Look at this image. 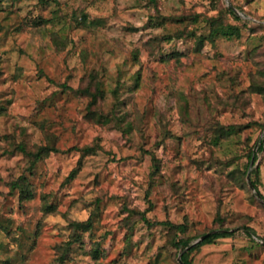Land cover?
Masks as SVG:
<instances>
[{"label": "rangeland", "instance_id": "374dc122", "mask_svg": "<svg viewBox=\"0 0 264 264\" xmlns=\"http://www.w3.org/2000/svg\"><path fill=\"white\" fill-rule=\"evenodd\" d=\"M229 2L0 0V264H264V0Z\"/></svg>", "mask_w": 264, "mask_h": 264}, {"label": "trees", "instance_id": "16d2710c", "mask_svg": "<svg viewBox=\"0 0 264 264\" xmlns=\"http://www.w3.org/2000/svg\"><path fill=\"white\" fill-rule=\"evenodd\" d=\"M227 12L230 13L233 18L235 19H239V16L232 10L231 6L227 7ZM213 19V18H212ZM223 22L219 21L217 22L216 26H213L212 28V32L215 35L217 32H219L222 35H232L233 31H234V26L232 24H229L227 26L226 29H223L221 27V24ZM1 72V71H0ZM78 91L81 94L87 95L91 97L90 103L94 104L96 103V101L98 100V97H102L103 96V90L98 86V83L95 84V90L92 91L90 86H85L83 88H79ZM95 111V110H94ZM98 114V118L99 119H108L109 116L108 115H104L102 113H97ZM264 126V123H263ZM55 148L54 147H50V146H40L38 149H36V151L34 152H26L27 154H29L30 156H32L31 158V165H34L39 159H41L43 156L47 155L50 151H53ZM79 150L81 151L82 155H86V154H90L92 153L94 150L92 148V146H84L79 148ZM264 150V136L260 139L258 146H257V151L253 150L252 148L248 151L247 153V157L248 160L250 161V159H252L253 163L255 162L256 158H257V153H259L260 151ZM153 160H155V158L153 157ZM253 185L255 186L256 189H258L257 184L255 181H252ZM12 187H19L20 191H25V188L23 186V183H20L19 181H14ZM259 194L261 195V197L264 199V196L259 192ZM141 219L143 221H145L146 223H151L150 220L147 218V216L145 214H141ZM170 226V228H174V237L172 238V245H174L176 248L183 250V248H185V246H187L190 242V238L189 237H180L178 236L179 232H183L185 231L186 227L184 226V224H173L172 222L168 221L167 222ZM72 226L75 229V236L73 238V242L77 241L80 239V235L82 232L88 230V228L91 226V220H87V221H83V222H73ZM245 231L249 234V235H254V230L249 227V226H244ZM79 230V231H78ZM205 234V233H203ZM232 234L231 232L228 231H222V232H215V233H211L209 235H207L205 238H203L201 241H199L197 244H195L192 248H189L190 250L194 249L195 247H199L200 245L204 244V243H209L212 242L214 239L218 238V237H222V236H228ZM264 240V238H263ZM71 242H69L70 244ZM184 251L181 254V259L185 264H194L191 260L188 259V253L189 251ZM63 254L67 253V250L64 249V251L62 252ZM61 254V257L62 255ZM96 257V254H95ZM60 259V258H58Z\"/></svg>", "mask_w": 264, "mask_h": 264}, {"label": "water", "instance_id": "95a60500", "mask_svg": "<svg viewBox=\"0 0 264 264\" xmlns=\"http://www.w3.org/2000/svg\"><path fill=\"white\" fill-rule=\"evenodd\" d=\"M227 2H228L229 5L231 6L232 10H233L235 13L238 14L239 12H238L237 8H235L233 5H231V3L229 2V0H227ZM250 186H251V188H253V189L255 190V188H254V186H253V184H252L251 182H250ZM210 233H211V232L206 233V234L200 236V237L196 240V242L201 241L203 238H205V237H206L207 235H209ZM178 261H179L180 264H185V263L182 261V259H181V254L178 256Z\"/></svg>", "mask_w": 264, "mask_h": 264}]
</instances>
